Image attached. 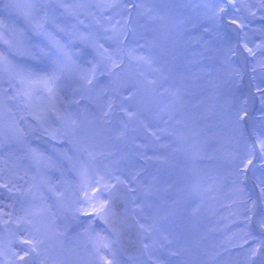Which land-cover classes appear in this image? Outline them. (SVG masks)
I'll return each mask as SVG.
<instances>
[{"label": "rangeland", "instance_id": "374dc122", "mask_svg": "<svg viewBox=\"0 0 264 264\" xmlns=\"http://www.w3.org/2000/svg\"><path fill=\"white\" fill-rule=\"evenodd\" d=\"M0 33V264H264V0H0ZM116 181L132 261L85 196Z\"/></svg>", "mask_w": 264, "mask_h": 264}, {"label": "water", "instance_id": "95a60500", "mask_svg": "<svg viewBox=\"0 0 264 264\" xmlns=\"http://www.w3.org/2000/svg\"><path fill=\"white\" fill-rule=\"evenodd\" d=\"M155 72L157 73L156 70ZM130 199L131 190L128 185L125 182L116 181L106 191V200L109 202L108 214L103 219L96 215L97 220L112 235L119 252L127 261L139 259L145 255L141 228L134 216ZM22 258L21 264H34L35 253L29 251Z\"/></svg>", "mask_w": 264, "mask_h": 264}, {"label": "snow or ice", "instance_id": "6c2138e0", "mask_svg": "<svg viewBox=\"0 0 264 264\" xmlns=\"http://www.w3.org/2000/svg\"><path fill=\"white\" fill-rule=\"evenodd\" d=\"M13 6L19 7L20 5L17 4ZM0 40H3L4 43H8L7 40H4L3 33H0ZM249 52H251V49H249ZM9 63L10 62L7 60V57L4 55V53L0 52V66H5ZM22 82H25V81H22ZM44 83L46 84L47 81L45 80ZM49 92H51V89H49ZM260 144H261V153L264 154V141H260ZM250 164H252L251 159L247 160V162L244 164V167L247 168V166ZM105 187H108V186L105 185ZM261 192L262 194H264V187L261 188ZM101 195L102 193L90 197L88 196V193H85V196L88 198L90 206H91V212L97 216H100L103 219L108 214L109 202L107 200L101 199L100 198ZM83 211H87V210H83ZM261 227H264V223L261 224ZM25 243L32 244V241H25ZM104 247H107V245H104ZM33 250H35L34 247H33ZM256 253H257V249H253L252 250L253 256H255Z\"/></svg>", "mask_w": 264, "mask_h": 264}]
</instances>
